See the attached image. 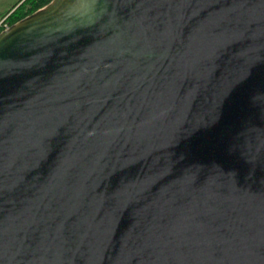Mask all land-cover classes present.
<instances>
[{
	"label": "water",
	"instance_id": "1",
	"mask_svg": "<svg viewBox=\"0 0 264 264\" xmlns=\"http://www.w3.org/2000/svg\"><path fill=\"white\" fill-rule=\"evenodd\" d=\"M0 264H264V0L1 30Z\"/></svg>",
	"mask_w": 264,
	"mask_h": 264
},
{
	"label": "trees",
	"instance_id": "2",
	"mask_svg": "<svg viewBox=\"0 0 264 264\" xmlns=\"http://www.w3.org/2000/svg\"><path fill=\"white\" fill-rule=\"evenodd\" d=\"M50 0H19L7 15L9 24H13L22 17L32 13L40 7L46 5ZM1 31V28H0Z\"/></svg>",
	"mask_w": 264,
	"mask_h": 264
},
{
	"label": "rangeland",
	"instance_id": "3",
	"mask_svg": "<svg viewBox=\"0 0 264 264\" xmlns=\"http://www.w3.org/2000/svg\"><path fill=\"white\" fill-rule=\"evenodd\" d=\"M19 0H0V21L7 17L8 13L12 11L14 5Z\"/></svg>",
	"mask_w": 264,
	"mask_h": 264
},
{
	"label": "built area",
	"instance_id": "4",
	"mask_svg": "<svg viewBox=\"0 0 264 264\" xmlns=\"http://www.w3.org/2000/svg\"><path fill=\"white\" fill-rule=\"evenodd\" d=\"M9 26H10V24H9V22L7 21V17L3 18V19L0 21V28H1V30L5 29V28H7V27H9Z\"/></svg>",
	"mask_w": 264,
	"mask_h": 264
}]
</instances>
